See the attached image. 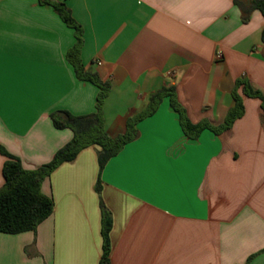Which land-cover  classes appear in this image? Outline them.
Masks as SVG:
<instances>
[{
	"label": "crops",
	"instance_id": "crops-1",
	"mask_svg": "<svg viewBox=\"0 0 264 264\" xmlns=\"http://www.w3.org/2000/svg\"><path fill=\"white\" fill-rule=\"evenodd\" d=\"M79 29L78 59L109 83L103 130L165 89L137 137L99 170L92 145L46 176L52 213L35 231L0 232V264H99L101 204L111 216L109 264H264V110L188 139L173 99L192 124H223L246 78L264 93V17L241 21L233 0H49ZM74 29L38 0H0V146L27 170L48 163L72 131L50 114L96 111L98 88L79 80L67 53ZM0 154V188L3 185ZM99 181V190L95 189Z\"/></svg>",
	"mask_w": 264,
	"mask_h": 264
},
{
	"label": "trees",
	"instance_id": "trees-1",
	"mask_svg": "<svg viewBox=\"0 0 264 264\" xmlns=\"http://www.w3.org/2000/svg\"><path fill=\"white\" fill-rule=\"evenodd\" d=\"M42 4L51 5L54 11L68 25L73 27L76 43L67 53V59L73 65L76 77L79 80L90 82L98 88L96 97V111L82 116H75L64 110H56L50 114L52 125L55 129H69L72 138L64 146L58 149L53 158L46 164L36 169L23 168L21 161L9 154L0 146V154L5 158L2 166L3 185L0 188V232L6 234H19L27 231H35L37 226L45 220L53 211V201L50 197L41 193L42 180L49 175L58 165L72 161L77 154L88 146H98L97 162L99 170L114 156L127 142L137 137L136 123L142 118L151 115L162 97L172 92V89H162L150 97L146 109L138 116L129 118L126 122V130L123 134L109 137L103 130L101 106L107 96L110 85L103 81L96 72L85 70L78 59L79 29L72 20L68 9L62 3H54L49 0H38ZM241 13V21L247 23L253 10H258L264 17V0H233ZM261 42L264 43V30L261 33ZM241 89L243 96L257 98L264 110V93L254 88L244 77L238 79L233 89L234 106L219 127H212L206 122L192 124L185 116L184 110L173 100H170L171 108L178 114L180 124L185 136L195 140L200 131L210 129L214 133L229 128L233 122L244 113L242 95L237 89ZM95 189L99 190V181ZM101 235L102 255L99 264H109V239L111 229V216L101 204Z\"/></svg>",
	"mask_w": 264,
	"mask_h": 264
}]
</instances>
